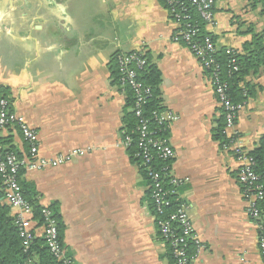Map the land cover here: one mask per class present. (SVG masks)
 <instances>
[{
	"label": "crops",
	"instance_id": "1",
	"mask_svg": "<svg viewBox=\"0 0 264 264\" xmlns=\"http://www.w3.org/2000/svg\"><path fill=\"white\" fill-rule=\"evenodd\" d=\"M214 17L217 25L203 30L218 51L243 55L255 38L264 40L263 2L220 0ZM177 30L161 0H0V97L37 132L39 157L69 158L23 171L21 179L37 205L59 216L75 264H174L152 211L150 182L122 143L130 109L113 67L118 54L135 51L159 70L162 111L177 117L167 133L172 173L188 180L180 195L203 246L192 264H264L241 164L214 136L222 108L210 75L173 41ZM244 85L254 94L243 102L236 131L253 151L264 137V66ZM0 139L26 156L19 130H4ZM39 224L35 219L37 239L44 237Z\"/></svg>",
	"mask_w": 264,
	"mask_h": 264
},
{
	"label": "built area",
	"instance_id": "2",
	"mask_svg": "<svg viewBox=\"0 0 264 264\" xmlns=\"http://www.w3.org/2000/svg\"><path fill=\"white\" fill-rule=\"evenodd\" d=\"M161 1L166 5L178 26L173 41L185 45L204 70L210 71L211 84L224 116L225 125L222 134L227 143L223 146L225 149L233 147L234 154L241 164L238 178L247 202V214L259 230L258 247L264 262V217L259 208L260 203L264 200V184L259 180L264 179V174L262 177L255 174L253 158L249 156V151L242 147L239 134L236 131L237 116L243 108V103L236 104L231 100L227 82L220 79L219 67L215 58L217 48L211 35L202 38V24L212 27L217 25L214 8L220 0ZM196 18H199L200 21ZM227 52L234 55L229 63V68L231 72H237L239 66L234 50L228 49ZM145 56L144 51L118 54L116 56L118 83L124 92L126 89L133 92L135 101L131 111L139 124L137 128L139 134L138 152L135 156L139 159V167L145 171L150 182V199L160 237L172 250L171 256L174 264H192L203 246L194 230L189 206L181 199L180 195V189L188 180L180 179L172 173L175 152L167 133L170 124L176 121L177 117L162 110L154 112L153 119L157 129H152L151 119L145 118L144 107L153 96L151 89L140 81V73L147 65ZM9 129L21 132L28 152L25 157H19L17 152L4 147L0 139V178L4 201L16 211L14 223L18 228L23 247L28 250L36 238L34 209L24 197L19 181L20 173L21 171L35 172L55 168L63 165L69 158L45 159L39 157L37 132L21 116L10 110L8 99L0 97V133ZM159 132H163L165 136H159ZM122 143L126 149L132 144L131 136L127 135L125 131ZM81 153L75 152L73 155ZM155 160L163 163L159 170L153 168ZM174 202L178 203L175 211L167 213ZM41 215L43 218L41 226L44 229V238L50 254L60 264H75L61 242L57 228L58 223L52 209L42 208ZM0 264H3L1 256Z\"/></svg>",
	"mask_w": 264,
	"mask_h": 264
},
{
	"label": "trees",
	"instance_id": "3",
	"mask_svg": "<svg viewBox=\"0 0 264 264\" xmlns=\"http://www.w3.org/2000/svg\"><path fill=\"white\" fill-rule=\"evenodd\" d=\"M264 3V1H261ZM198 21L199 18H196ZM204 24H202L203 30ZM210 35L202 31V38ZM214 41V39L212 38ZM247 47H251L245 54L241 55L234 51L235 58L237 59L239 70L237 72H231L229 68V63L234 55L228 53V49H223L216 52V62L219 67V76L222 81H226L229 87L228 94L231 100L238 104L243 103L249 97L253 96L254 92L250 88L249 85L242 86L244 83V79L246 76L250 75V71H254V73H258L260 70V66H264V40L263 38H255L252 44H249ZM147 59V65L144 70L140 73V81L147 87H149L152 91V98L149 99L148 103L144 107V116L145 118L151 119V128L157 129V125L155 124V120L153 119V113L157 111H161L162 107L160 105V83H161V75L159 70L151 64L149 61L148 55L145 56ZM210 75V71H207ZM113 77L118 82V65L116 62V67H113ZM119 84V83H118ZM128 97L127 106L130 111L126 113V127L125 132L127 135L131 136L132 144L127 148L128 154L131 160L134 163L139 164V159L136 158V153L138 152V141L139 134L137 128L139 126L138 120L135 117L134 113L131 111L134 105V96L133 92L129 89L125 90ZM222 116L218 120L217 127L214 131V136L221 143H227L225 136L222 134L224 129V116L223 111L221 110ZM159 136H165L163 132L158 133ZM8 150L14 151L12 148H8ZM249 156L253 158L254 167L253 170L256 175L263 176L264 174V137H262L259 146L253 150L249 151ZM153 168L159 170L163 163L159 160H155L153 163ZM142 175L146 180L149 181L147 174L141 168ZM23 171L20 173V186L24 193L25 199L33 206L34 209V218L38 220L39 225L43 224V218L41 215L42 207L37 205L35 201L29 197L27 189L25 187V183L21 179L23 177ZM260 183L264 184V179L261 178ZM4 200V192L2 190V182L0 178V256L2 258L3 264H28L30 262H34L35 264H60L54 257L50 254V251L47 247L46 240L44 237L35 238L31 243L28 250H25L22 244V239L20 238L18 228L14 223V217H10L9 207L3 203ZM151 201V199H150ZM152 205V203H151ZM178 203L174 202L171 208L167 210V213H172L175 211ZM261 213L264 217V200L260 203L259 206ZM152 211L154 212L153 206ZM54 218L57 220V228L60 234L61 242L63 243V233H64V225L61 223L59 216L54 213ZM157 223V222H156ZM178 228L177 226H175ZM179 233V230H177ZM171 249L169 248V253L171 255ZM172 257V256H171Z\"/></svg>",
	"mask_w": 264,
	"mask_h": 264
}]
</instances>
